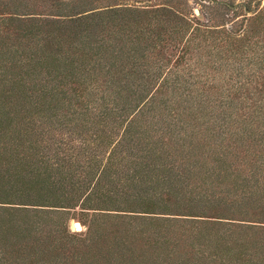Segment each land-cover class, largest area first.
I'll return each instance as SVG.
<instances>
[{
    "label": "rangeland",
    "instance_id": "1",
    "mask_svg": "<svg viewBox=\"0 0 264 264\" xmlns=\"http://www.w3.org/2000/svg\"><path fill=\"white\" fill-rule=\"evenodd\" d=\"M242 16L263 17L264 0H0L1 101L9 108L7 130L26 131L14 143L18 171L34 180L18 200L47 206L28 205L43 214L13 215L10 240L0 236L10 244L0 249L11 264H264V221L186 209L203 193L172 195L161 213L178 216H157L176 224L158 221L154 209L105 202L115 188L103 166L137 110L168 99L175 82L193 95L201 88L215 95L233 60L218 59L217 34L202 31L231 30L233 22L238 30ZM259 21L248 36L256 54L264 52ZM7 79L21 82L19 98L2 86Z\"/></svg>",
    "mask_w": 264,
    "mask_h": 264
},
{
    "label": "trees",
    "instance_id": "2",
    "mask_svg": "<svg viewBox=\"0 0 264 264\" xmlns=\"http://www.w3.org/2000/svg\"><path fill=\"white\" fill-rule=\"evenodd\" d=\"M240 19L243 27L238 30L240 26L233 22L231 30L214 28L202 31L203 36L217 34L214 47L218 59L230 57L233 60L227 70L229 76L221 81L216 88L218 91L214 89L215 95L211 96L205 88L193 95L191 90L181 89L175 82L166 88L165 97L168 99L151 100L147 104L144 102L137 110L138 116L129 124L131 129L127 131L129 135L125 142L118 143L103 166V173L106 174L104 180H108V184H114L115 188L110 193L112 196L106 197V203L116 202L124 205L122 207L131 206L132 209H154L158 213H149L156 216H178L171 214L172 212H161L169 211L172 195L175 196L179 190H188L204 194L200 200L191 201L189 204L186 202L185 207L189 211L197 209L202 210L199 213H207L215 210L219 216L264 221V52L256 54L257 44H248L252 26L260 23L259 20H264V16L259 19L242 16ZM223 64L218 63L220 69ZM6 81L2 86L10 93L17 91L16 97L19 98L21 82L8 79ZM6 93L7 90L0 94L2 240H10V233L15 231L13 215L43 214L42 209H30L28 205L47 207L20 203L18 200L28 195L23 192L25 187L22 186L32 187L33 183L29 182L34 180L31 178L27 181V177L24 178L22 172L18 171L19 159L15 150L19 149V146L14 143L19 139L24 140L22 135L26 131L20 130L18 135L7 130L11 122L9 108L1 101ZM184 93L186 96L188 94L189 99H179ZM106 109L107 104L99 111ZM123 152L128 153L127 157L122 156ZM5 167L6 169L2 170ZM199 174L200 180L194 182L191 176ZM40 176L38 175V178ZM96 192H101V189ZM33 199H36L35 196ZM37 203L49 204L48 200ZM183 204L182 200L173 209L180 210ZM113 217L120 218L117 214ZM154 218H160L158 221L162 220L164 224L177 223L166 220L170 219L169 217ZM221 223L216 226H222ZM254 227L256 226L250 225L244 228ZM15 240L17 239L14 238L13 241ZM0 245L6 247L10 244ZM2 252L7 258L1 259V264H11L10 253L6 248L5 252ZM124 255L122 252L120 259H123ZM104 263L110 264V261Z\"/></svg>",
    "mask_w": 264,
    "mask_h": 264
}]
</instances>
